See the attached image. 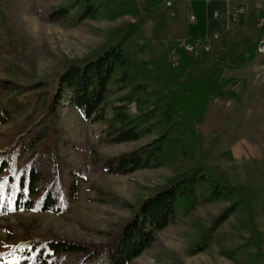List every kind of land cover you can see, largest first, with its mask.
<instances>
[{"label": "trees", "instance_id": "1", "mask_svg": "<svg viewBox=\"0 0 264 264\" xmlns=\"http://www.w3.org/2000/svg\"><path fill=\"white\" fill-rule=\"evenodd\" d=\"M162 0H70L57 7L40 6L38 18L63 27L95 19L103 10L113 18L136 17L112 31L83 59H64L55 73L24 82L11 67L0 79V127L14 122V134L0 145V214L11 210L49 212L80 224L72 205L78 180L97 200L112 204L101 174L128 175L143 169L170 168L172 176L136 206L131 215L112 226L99 244L42 233L17 240L0 256V264H129L156 244L166 226L194 228L188 254L205 251L222 223L234 216L247 233L242 244L220 246L219 253L236 264H264L262 237L251 204L220 166L230 153L213 156L219 134L202 146L201 127L207 105L222 82V73L253 60L256 43L224 36L208 53L187 58L181 52L176 67L167 62L168 50L150 31V21ZM21 0H0V60L13 48L29 43L21 18ZM75 11L74 14H71ZM25 60V55L20 59ZM15 77V78H14ZM25 79V78H24ZM122 93V94H120ZM120 94L110 101L109 97ZM64 103L81 120L103 123L110 107L106 138L111 144L154 138L130 152L103 157L93 146L85 165L81 146L59 129ZM133 104L136 115L128 106ZM227 204L209 226L193 217L198 207ZM186 238L190 239L187 235ZM250 253H245V248Z\"/></svg>", "mask_w": 264, "mask_h": 264}, {"label": "rangeland", "instance_id": "2", "mask_svg": "<svg viewBox=\"0 0 264 264\" xmlns=\"http://www.w3.org/2000/svg\"><path fill=\"white\" fill-rule=\"evenodd\" d=\"M21 1L24 7L21 18L29 43H21L13 48L7 58L0 60V64L10 66L15 77L24 82L53 75L64 59H83L102 45L112 31L125 22L136 20L133 14L113 18L109 12L103 10L95 19H86L75 27H63L41 21L37 15L38 9L40 6L65 5L70 0ZM144 1L141 0V2ZM166 1L162 0L157 11L165 6ZM74 12L72 11L71 14ZM255 18L254 15H246L240 27L231 29L234 40L247 38L257 43L261 33L255 27ZM24 55L25 60L21 62L20 59ZM179 58L180 55L177 56L178 62ZM166 59L173 67L168 54ZM7 77L0 70V79ZM222 79L213 98V100L220 99L221 109H210L209 103L201 127L203 147L214 134H218L221 129L225 130L218 136L213 156L230 153L231 146L238 141L259 142L264 138V55L258 56L255 51L252 61L239 67L232 66L225 69ZM120 94L109 97V100H114ZM128 111L131 115H136L133 104L128 106ZM105 116L103 123L91 124L81 120L79 114L73 108H69L68 104L64 103L62 107L59 129L69 131L77 138V143L81 146L79 154L85 165L90 162L89 149L91 146L103 157L110 158L130 152L154 138L153 135H146L137 142L111 144L105 135L107 123L111 118L110 107L105 109ZM219 120H223L224 124L218 126ZM13 134L14 122L0 127V145ZM232 160L228 162L220 160V166L225 172ZM101 176L103 184L114 201L112 204L98 201L94 191H90L86 183L78 180L72 205L80 224L49 212L36 213L8 209L1 213L0 256L8 252L18 239L28 235L37 238L47 232L72 240L94 244L103 243L107 239V232L112 230V226L131 215L130 206L138 205L160 188L172 176V171L166 167L138 170L124 176L104 173ZM226 206L224 202L207 204L198 207L193 212V217L209 226L212 218L218 216ZM221 233L224 235L223 239L217 243L211 241L205 251L188 254L186 250L190 241L195 239V229L188 225L185 227L168 225L158 232L156 244L129 264H236L219 253L220 246L242 244L247 238V233L237 224L234 216H230L226 222L222 223L217 231V234ZM187 235L190 239L186 238ZM243 251L251 252L249 247Z\"/></svg>", "mask_w": 264, "mask_h": 264}, {"label": "crops", "instance_id": "3", "mask_svg": "<svg viewBox=\"0 0 264 264\" xmlns=\"http://www.w3.org/2000/svg\"><path fill=\"white\" fill-rule=\"evenodd\" d=\"M171 2L172 14L163 6L154 13L150 21L151 34L163 41L168 52L175 49L183 40H199L212 34H219L220 38L228 36L224 33L225 29L240 27L246 15H254L256 20L264 18V0H171ZM240 7L242 12L239 13L237 22H233L231 14ZM190 17L194 18L193 22L190 21ZM221 104L218 98L214 99L209 107L221 109L219 107ZM217 123L218 126L224 124L223 120ZM230 153L233 160L230 167L228 169L226 167V173L251 204L264 252V138L259 142L238 141L231 146Z\"/></svg>", "mask_w": 264, "mask_h": 264}, {"label": "built area", "instance_id": "4", "mask_svg": "<svg viewBox=\"0 0 264 264\" xmlns=\"http://www.w3.org/2000/svg\"><path fill=\"white\" fill-rule=\"evenodd\" d=\"M165 7L168 9L169 13L172 14V2L171 0H167L165 2ZM242 12V8L236 9L231 14V20L233 22H237L239 13ZM194 18L190 17V21L193 22ZM255 26L258 30H260L261 36L257 41L256 45V54L258 56L264 55V18H259L255 21ZM225 34L231 35V29L227 27L225 29ZM221 35L219 34H212L206 35L199 40L188 41L183 40L181 41L177 47L173 50L168 52V59L173 67H176L178 64L177 56L181 52L187 58H195L200 53H208L211 51L213 44L220 39Z\"/></svg>", "mask_w": 264, "mask_h": 264}]
</instances>
